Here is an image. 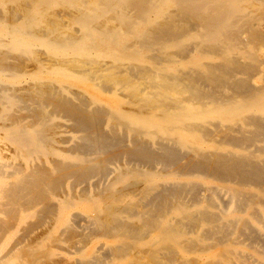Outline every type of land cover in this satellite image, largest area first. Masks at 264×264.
<instances>
[{"label": "bare ground", "instance_id": "1", "mask_svg": "<svg viewBox=\"0 0 264 264\" xmlns=\"http://www.w3.org/2000/svg\"><path fill=\"white\" fill-rule=\"evenodd\" d=\"M5 2L0 252L21 228L0 264H264V31L245 0Z\"/></svg>", "mask_w": 264, "mask_h": 264}, {"label": "rangeland", "instance_id": "2", "mask_svg": "<svg viewBox=\"0 0 264 264\" xmlns=\"http://www.w3.org/2000/svg\"><path fill=\"white\" fill-rule=\"evenodd\" d=\"M19 1L21 2L22 0H17V4H19ZM14 2H15V4H14ZM13 3V4H12ZM17 4H16V0H6V2H5V6H6V8L8 9H10V8H12L13 6L15 7V6H17ZM11 5V6H10ZM254 5V6H253ZM245 6H246V8L249 10V11H251L250 13H251V15H252V17H254V18H256L255 20H254V18H253V20L255 21V22H258L259 21V23H261L260 24V30L261 31H264V0H245ZM56 9H55V14H57L58 15V18L61 20V22H64L65 21V19H67L68 17H72L73 16V12H71V8L68 6V5H56V6H54ZM62 7V8H61ZM69 11V12H68ZM71 12V13H70ZM68 13H70V15L68 14ZM68 15V16H67ZM73 26H76V25H74L73 24ZM70 30H71V28H70ZM3 49V48H2ZM35 49H36V51L38 50V51H41V49H43L41 46H38V45H34L33 46V50H34V52H33V54L35 55V57H37V55L39 54L38 52H36L35 51ZM169 50H171V51H173L174 50V48H170ZM38 53V54H37ZM40 55H41V53H40ZM40 55H38V56H40ZM43 55V54H42ZM259 57H261V58H263L264 57V52H259V55H258ZM34 56H32V58L29 60V61H25L24 62V64H23V68L25 69V70H27V72H30L31 71V69H32V67H33V62H34ZM32 60V61H31ZM102 61V60H101ZM102 63V62H101ZM28 69H30V71L28 70ZM5 73H9L7 70L6 71H4ZM27 81L29 82V81H31V79H27ZM257 81H258V79H257ZM26 81H23V82H16V83H14V82H12V81H10L9 79H6V80H3V81H1V83L3 84V86L5 85L7 88H12L13 86L14 87H18V86H20L21 84H23V83H25ZM96 83L98 82L97 80L95 81ZM99 83V82H98ZM97 83V84H98ZM66 85V87L68 88V89H70V90H76V87L77 86H74V85H70V84H65ZM77 89H79L78 87H77ZM12 90V89H11ZM92 95H94V94H92ZM91 95V96H92ZM103 95L104 96H106V94L105 93H103ZM90 96V95H89ZM93 97H96L95 95L93 96ZM25 98V97H24ZM29 104H30V102H28ZM22 113H23V111H22ZM25 114V113H24ZM27 120H29L30 118L29 117H27L26 118ZM55 120H58L59 121V123H61L60 124V127L57 129V133H55L54 134V137H55V140H56V142H55V140L54 141H52L49 145H52V144H54L53 145V147H55V146H57V147H55V148H57V149H59L60 147H62V149H63V147H65V148H67V146H69L70 144L72 145V143H71V139L73 138V136L74 135H77L76 133H74V131H72L71 130V128L68 126V123L69 122H67L64 118H61V117H57V118H55ZM69 127V128H68ZM1 133H2V135H1ZM3 135H4V130L3 129H0V137H3ZM62 139H65V140H62ZM58 141V142H57ZM1 143V145L3 144V142H0ZM7 146V145H6ZM6 146L5 145H2V146H0L1 148H3L4 150H2L1 152L4 154H2L3 155V157L5 156V160H7V162H12V163H17L18 161H17V159H13L12 157H11V152L12 151H7V149H6ZM61 149V148H60ZM12 150V149H11ZM4 151V152H3ZM9 154V155H8ZM9 156V157H8ZM7 158V159H6ZM11 158V159H10ZM121 164V163H120ZM119 163H117V165H120ZM111 167H114L113 165H111ZM110 175H108V176H106L105 178H101V180L103 181H105L108 177H109ZM96 179H98L97 177H94V178H92L91 179V181H94V180H96ZM210 182V184H212V185H215V184H217V182L216 181H213V180H209ZM212 181V182H211ZM82 184H80V185H76L75 186V188H74V193L76 194V192H78V190H80V187L82 188ZM243 189H247L246 187L244 188L243 187ZM216 197H218V198H220V199H225V200H229V198H228V196L226 195V194H224L222 191H218L217 192V194H216ZM225 197V198H224ZM73 198V197H72ZM78 198V199H77ZM75 199V200H74ZM73 201H74V208H73V210L72 211H84L85 213H88L89 212V210H90V203H89V201L88 200H86L85 198H83L82 196H80V197H78V196H76V197H74L73 199H72ZM230 201V200H229ZM82 204H80V203ZM78 205V206H77ZM80 205V206H79ZM230 207H232V204H231V202L229 203V208ZM82 208V209H81ZM83 222V223H82ZM78 223H79V225L80 226H85L86 225V219H84V218H79L78 219ZM46 227V226H45ZM45 227H44V225L43 226H40L39 228H35V229H33L32 230V232L30 233V236H29V239L31 240H33V236L36 234V235H40V231L41 230H43L44 231V229H45ZM21 228V226H19L17 229H18V231L17 232H15V234L10 238V241H8V243L6 244V245H1L2 247H1V252H0V257L2 256V255H4V253H6V251L10 248V246H11V244L14 242V240L15 239H17V235H19L20 234V229ZM38 231V232H37ZM43 231H41V234L43 233ZM34 233V234H33ZM37 233H39V234H37ZM35 235V236H36ZM32 236V237H31ZM30 240H27L26 241V243L27 242H29ZM77 240V239H76ZM75 240V241H76ZM98 240V238H94V240L92 239L88 244H87V246H85V248H84V253L86 254V255H91L93 252H95V250H96V246H98V244H99V242L97 241ZM100 241V240H99ZM34 242V241H33ZM45 243H46V241H44ZM74 242V241H73ZM73 242H71V243H73ZM101 242H102V240H101ZM44 243V244H45ZM71 243H69V242H63V240H60V241H58V246L59 247H62V248H64V249H66V250H69V251H71V252H73V253H71V255H73L72 257H74V258H78L79 257V255L74 251V248H71V247H79V246H81V243L80 242H78V241H76V242H74L73 244H71ZM38 244H42V241L41 240H39L38 241ZM67 244H69V245H67ZM74 244H76V245H74ZM77 244H79V245H77ZM248 241H243L242 242V244L240 245V247L241 248H243V247H245L246 249H247V247H249L248 246ZM67 246H69L68 248H67ZM90 246V247H89ZM90 248V249H89ZM92 249V250H91ZM93 249H95V250H93ZM91 251V252H90ZM61 252V251H60ZM67 252V251H66ZM90 252V253H89ZM74 253H75V255H74ZM70 255V254H69ZM60 256H63V254H61ZM55 257H57V256H55Z\"/></svg>", "mask_w": 264, "mask_h": 264}]
</instances>
